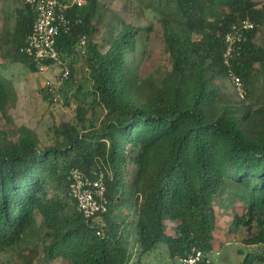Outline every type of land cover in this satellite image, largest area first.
Listing matches in <instances>:
<instances>
[{"label":"trees","instance_id":"obj_1","mask_svg":"<svg viewBox=\"0 0 264 264\" xmlns=\"http://www.w3.org/2000/svg\"><path fill=\"white\" fill-rule=\"evenodd\" d=\"M10 1L0 70L10 57L38 71L21 50L36 10L27 0ZM125 1L123 9L121 0H87L65 11L73 23L56 48L69 84L81 61L83 80L67 96L80 100L77 122L55 126L47 145L33 128L0 122V252L22 264H174L195 247L204 255L198 264H213L219 214L232 208L243 243L264 248V43L255 41L264 5L136 0L159 15L164 43L159 64L146 69L157 27L134 24L133 0ZM246 18L255 27L230 62L247 88L237 100L218 81L227 77L224 36ZM84 87L91 102L78 97ZM41 93L54 102L49 84ZM16 100L14 82L0 73V119L11 120ZM96 106L104 110L97 124L88 117ZM76 168L104 174L107 211L86 218L77 210L70 195Z\"/></svg>","mask_w":264,"mask_h":264},{"label":"rangeland","instance_id":"obj_2","mask_svg":"<svg viewBox=\"0 0 264 264\" xmlns=\"http://www.w3.org/2000/svg\"><path fill=\"white\" fill-rule=\"evenodd\" d=\"M126 1L121 0L119 7L123 9ZM128 12L134 24L147 26L153 24L157 27L156 32L152 33L150 40L149 55L147 58L146 69L154 68L159 64L162 57V50L164 47L159 35H161V27L159 24V15L155 14L150 8L145 7L138 1H128ZM261 5H264V0H259ZM13 7L10 0H0V28L4 24L5 14H9ZM10 38L12 34L8 35ZM257 43H264V23L260 26L258 34L255 38ZM80 58V57H79ZM81 60V58H80ZM81 61L75 64L76 80L69 84L67 81H60L59 67L51 66L46 70L32 71L28 66L23 63L14 62L7 57L3 59L2 68L0 73L3 76L11 79L17 90V100L10 107L11 120L6 121L3 117L0 119L2 124H7L10 127L25 125L36 130L43 144H49L54 141V127L58 126L61 122L70 121L77 122L74 107L76 102L80 101L78 98H67L73 92H77L78 85L82 81V72L80 69ZM222 84L223 88L231 93L237 100L245 99L236 94V91L230 82L225 77L218 81ZM49 84L52 91L56 94L54 102H49L44 99L41 93V85ZM85 87L82 89L78 97H84L85 101L91 102V98L86 95ZM80 93V92H79ZM69 99V101H68ZM104 110L100 106H96L95 111L89 112L88 117L97 124L102 118ZM235 209L220 212L219 222L216 229L215 244L216 249L209 254V258L213 264H264L258 261V256L264 255V248L257 245H245L243 237L245 236L242 228H237L232 222ZM28 257L26 263L30 262V255L24 253ZM34 264H38L37 259ZM0 264H22L19 258L11 252H0ZM52 264H60L54 262ZM63 264V263H61ZM65 264V263H64ZM174 264H180L179 260Z\"/></svg>","mask_w":264,"mask_h":264},{"label":"built area","instance_id":"obj_3","mask_svg":"<svg viewBox=\"0 0 264 264\" xmlns=\"http://www.w3.org/2000/svg\"><path fill=\"white\" fill-rule=\"evenodd\" d=\"M27 1L36 10V18L32 32L26 38L21 50L32 57L41 70H46L51 66L59 67V83L66 81L69 77V68L56 48V39L61 32H68L73 23L65 11L73 5H84L87 0H65L64 2L61 0ZM254 27L255 22L246 18L241 23L233 25L224 36L226 43L224 64L228 68L227 78L241 98L246 97L247 88L241 77L233 70L230 62L238 47L237 45L245 39V31ZM85 47L86 38L83 37L79 42L78 49L84 52ZM70 178V195L76 202L77 210L83 216L92 218L98 213L107 211L106 186L102 172L92 178L76 168L72 171ZM203 259L202 250L194 247L189 255L180 257L178 260L180 264H198Z\"/></svg>","mask_w":264,"mask_h":264}]
</instances>
